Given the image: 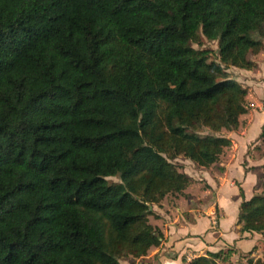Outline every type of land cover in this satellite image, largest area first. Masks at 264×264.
Wrapping results in <instances>:
<instances>
[{
	"label": "trees",
	"instance_id": "obj_1",
	"mask_svg": "<svg viewBox=\"0 0 264 264\" xmlns=\"http://www.w3.org/2000/svg\"><path fill=\"white\" fill-rule=\"evenodd\" d=\"M263 39L264 0H0V264H122L158 246L149 206L191 183L174 159L208 168L231 145L220 132L247 88L226 69L255 68ZM261 170L241 232L264 233Z\"/></svg>",
	"mask_w": 264,
	"mask_h": 264
},
{
	"label": "crops",
	"instance_id": "obj_2",
	"mask_svg": "<svg viewBox=\"0 0 264 264\" xmlns=\"http://www.w3.org/2000/svg\"><path fill=\"white\" fill-rule=\"evenodd\" d=\"M257 74L259 81L252 85V95L261 101L259 111L247 110L240 116L237 129L222 131L231 145L212 165L218 171L198 167L183 157L178 159L179 170L191 178V183L181 194L167 195L151 206L154 220L150 223L160 230L162 239L135 264H185L193 257L220 250L229 251L224 264H247L248 259L261 257L264 233L241 232L237 221L242 198L248 200L261 191L264 61L258 63Z\"/></svg>",
	"mask_w": 264,
	"mask_h": 264
},
{
	"label": "rangeland",
	"instance_id": "obj_3",
	"mask_svg": "<svg viewBox=\"0 0 264 264\" xmlns=\"http://www.w3.org/2000/svg\"><path fill=\"white\" fill-rule=\"evenodd\" d=\"M195 48H204V49H210L212 51L211 55H210V58L211 59H215L216 57V49H217V42L216 41H208L206 39L203 38L202 42H201V45H197V44H194L193 45ZM247 58L251 61H253L256 66L255 68L251 69V70H242V69H239V68H236V67H233V66H229L227 67L226 69V73H228V75L230 76V78L232 79H235L237 80L238 82H240L244 87L247 88V97H246V101H247V104H248V110H250L249 112L251 111H259V108L257 106V104L260 106L261 105V101H257L254 97L253 94V86L255 83H257L259 81V75L257 74V69H258V63L264 61V39H263V48L262 50L259 52V53H256V54H252V53H249L247 55ZM252 100H256L254 102H252ZM223 130H221L220 133H222ZM225 131V130H224ZM207 131L204 130L202 132H200V134L204 135L206 134ZM262 147H264V145H262ZM181 156L177 157L176 159H174L173 161H175V163L178 165L179 169L182 167L179 163L181 162H177L178 159H180ZM214 169V170H219L216 166H210L206 169ZM211 172H213L211 170ZM109 181L113 182V181H118V178L117 177H108L107 178ZM202 182H204V180H202ZM201 182V185L203 184ZM160 201H163L162 199ZM159 201V202H160ZM156 203L155 205H158L159 204ZM151 206H154L153 204H151ZM155 207V206H154ZM162 207V206H161ZM154 220V215H150L149 216V222L153 221ZM261 259H264V250H261ZM141 258H132V257H124L122 259H120V262L122 264H135L137 262H140V261H143V259L139 260ZM137 261V262H136ZM243 261V260H242ZM246 264V262L243 261V264ZM235 264H238L235 262Z\"/></svg>",
	"mask_w": 264,
	"mask_h": 264
},
{
	"label": "water",
	"instance_id": "obj_4",
	"mask_svg": "<svg viewBox=\"0 0 264 264\" xmlns=\"http://www.w3.org/2000/svg\"><path fill=\"white\" fill-rule=\"evenodd\" d=\"M149 209H151V206H149Z\"/></svg>",
	"mask_w": 264,
	"mask_h": 264
},
{
	"label": "built area",
	"instance_id": "obj_5",
	"mask_svg": "<svg viewBox=\"0 0 264 264\" xmlns=\"http://www.w3.org/2000/svg\"><path fill=\"white\" fill-rule=\"evenodd\" d=\"M189 259H190V258H189ZM189 259H188V260H189Z\"/></svg>",
	"mask_w": 264,
	"mask_h": 264
}]
</instances>
